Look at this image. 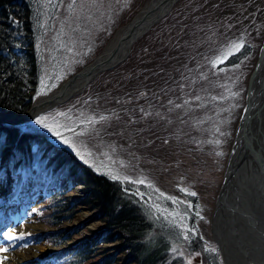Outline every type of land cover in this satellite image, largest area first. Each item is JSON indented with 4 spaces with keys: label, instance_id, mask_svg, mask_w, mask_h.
<instances>
[{
    "label": "rangeland",
    "instance_id": "obj_1",
    "mask_svg": "<svg viewBox=\"0 0 264 264\" xmlns=\"http://www.w3.org/2000/svg\"><path fill=\"white\" fill-rule=\"evenodd\" d=\"M146 1L132 0L120 12L123 14L114 31L110 35L104 32L96 41L97 48L91 55L81 54L52 78L43 75L38 87L41 94L34 100L89 64ZM240 42L244 45L242 56L233 47ZM263 42L264 0H179L132 44L129 54L117 65L100 71L66 100L18 124L45 133L52 143L67 148L94 171L118 176L115 181L131 186L136 195H147L144 198L152 201L161 228L177 234L170 236L177 241L170 243L167 262L224 264L219 246L211 238V217ZM230 51L234 54L228 55ZM224 56L228 58L222 63H214ZM179 66L188 68L187 86L158 87L159 81L177 73ZM191 79H199L200 89L210 86L216 97L212 108L197 104L201 92ZM37 118H44L60 137L36 124ZM0 123L11 124L5 120ZM61 138L68 139L71 146ZM26 181L24 174L0 171V190L6 191V204H17V193L23 185L28 198L24 206L31 205L20 218L23 230L4 229L24 233L25 239L10 243L2 238L0 247H8L7 252L15 254L14 259L2 264H68L65 251L86 241L98 242L103 222L95 208L87 203L79 205L73 219L60 227L52 225L46 221L48 215L44 218L50 203L43 196L48 186L41 190L36 187L29 196ZM67 184L73 188L68 195L83 198V179ZM181 189L196 195H186ZM8 217L13 218L11 214ZM26 220L33 224L30 228H26ZM59 231L62 238L69 235L66 243L54 239V235L61 237ZM196 238L199 243L195 246L190 242ZM113 245L103 243L100 255L114 251ZM22 251L26 255L23 262L16 256ZM7 252H0V260Z\"/></svg>",
    "mask_w": 264,
    "mask_h": 264
},
{
    "label": "trees",
    "instance_id": "obj_2",
    "mask_svg": "<svg viewBox=\"0 0 264 264\" xmlns=\"http://www.w3.org/2000/svg\"><path fill=\"white\" fill-rule=\"evenodd\" d=\"M131 2L0 0V111H26L43 75L52 78L81 54L91 55L96 41L104 32L110 35L114 31L123 14L120 12ZM237 55L242 56L243 51ZM175 71L160 80L158 87L187 86L188 68L179 66ZM191 81L201 92L197 104L212 108L216 97L210 86L200 89L199 79ZM4 167L27 170L31 183L51 188L47 190L50 203L44 218L48 215L46 221L52 225L60 227L73 219L79 205L87 203L97 210L103 222L98 242L86 241L65 251L68 264H174L167 262V251L171 241H177L170 236L177 234L161 228L152 201L144 198L147 195L138 196L131 186L94 171L73 152L52 143L45 133L0 123V169ZM78 178L86 184L83 198L67 194L72 185L65 181ZM58 233L61 237L54 235V239L66 243L69 235L62 238V231ZM107 242L114 243V251L100 255L102 244ZM190 243L196 246L199 240Z\"/></svg>",
    "mask_w": 264,
    "mask_h": 264
},
{
    "label": "bare ground",
    "instance_id": "obj_3",
    "mask_svg": "<svg viewBox=\"0 0 264 264\" xmlns=\"http://www.w3.org/2000/svg\"><path fill=\"white\" fill-rule=\"evenodd\" d=\"M127 29L128 27L122 29V33ZM120 34L118 32L115 37L111 38L112 40L106 46V53L111 51ZM259 55L260 59L249 78L250 107L261 103L260 91L264 79V42ZM80 80V77L76 78L64 89L71 90V87ZM10 112L14 111H0L2 113L0 119L15 122V116ZM244 128L243 117L237 127L229 152L210 223L211 238L217 245H220L224 264H264V137L262 138L261 135L264 134V121L262 133L259 134L257 140L252 139V143L245 141ZM250 144L253 146L252 149ZM5 192L0 190V232L5 222L8 221V214L13 216L10 222L6 223L10 226H8L9 229L23 230L20 222H16L20 220L21 212L16 210V205L11 207L6 204ZM3 217L7 220H3ZM32 225L26 220V228ZM34 226L32 228H35ZM25 251L16 253L21 262L26 258ZM14 255H10V252L2 253L3 258L0 262H9L14 259Z\"/></svg>",
    "mask_w": 264,
    "mask_h": 264
},
{
    "label": "water",
    "instance_id": "obj_4",
    "mask_svg": "<svg viewBox=\"0 0 264 264\" xmlns=\"http://www.w3.org/2000/svg\"><path fill=\"white\" fill-rule=\"evenodd\" d=\"M177 1L178 0H147L138 14L135 15L126 25L116 31L113 37H115L118 32H120L121 34L119 35V38L117 39L114 46L111 48L110 52L106 53V45L102 52L97 55L92 60V62L69 77L65 82L61 83V85L50 94L36 99L26 111L10 112V114H13L15 116V122H11V124H18L32 119L41 111H44L45 109L66 100L72 94L82 89L86 85V83L91 81L100 71L110 69L117 65L129 54L132 44L139 37L144 35L154 23H156L163 16L169 13V11L173 8ZM126 27H128V29L124 33H122V29ZM111 40L112 39H110V41ZM261 54L262 53H260V55ZM259 59L260 58L258 57V60ZM78 77H80L81 80L76 85H73L71 87V90L64 89L67 86L71 85L73 80ZM248 96L249 84L246 94V105L244 107L240 121L244 117L245 128L243 137L245 138V141L247 143H252L251 140H257L259 134H261L263 131L262 123L264 121V79L262 81L260 91L261 103H259L258 106L250 107V100H248ZM2 113H0V116ZM1 121L3 122L4 120L0 119V122ZM261 135L263 138L264 134L262 133ZM250 147L251 149L253 148L252 144H250ZM218 246L219 250L221 251L220 245Z\"/></svg>",
    "mask_w": 264,
    "mask_h": 264
},
{
    "label": "snow or ice",
    "instance_id": "obj_5",
    "mask_svg": "<svg viewBox=\"0 0 264 264\" xmlns=\"http://www.w3.org/2000/svg\"><path fill=\"white\" fill-rule=\"evenodd\" d=\"M243 42H240V43H236L233 45L234 49H235V52H239L240 49L243 47ZM234 53L232 51H230L228 53V55H233ZM228 57L227 56H224L222 57L221 59H218L216 62L214 63H222L224 59H227ZM53 87H55V85H52ZM41 93L38 92L37 95H40ZM103 119V118H102ZM36 124H39L41 125L42 127L48 129V131L50 132H53L54 135H56L57 137H60V133L58 131H55L54 129H52L51 127H49V125L45 122V119L44 118H37V120L35 121ZM62 139V142L65 143V144H69V141L68 139L66 138H61ZM217 143H219L217 141ZM69 146H71L69 144ZM75 151V149H73ZM78 155H80V153H78ZM217 155H221V153H217ZM81 158L83 159V156H81ZM87 162V161H85ZM111 179L113 180H118L119 177L118 176H110ZM125 182H128V183H138V184H143L144 181L143 180H139V181H128V180H125ZM181 191H185L186 192V195H191V196H194L196 195L194 192H187L186 190L184 189H181ZM163 195V194H161ZM168 199H173L174 198H168ZM159 211V209H158ZM162 214V213H161ZM171 223V221H169ZM185 231H189V230H185ZM0 237H4L6 238L10 243L13 242V241H17V240H24L25 239V234L24 233H16L15 231H4L2 233H0ZM185 239H187V236H185ZM23 246H27L26 244L23 245ZM8 251V247H0V252H7ZM173 251L175 252V249H173ZM0 264H2V262H0Z\"/></svg>",
    "mask_w": 264,
    "mask_h": 264
}]
</instances>
